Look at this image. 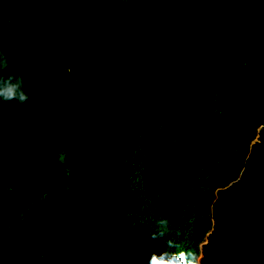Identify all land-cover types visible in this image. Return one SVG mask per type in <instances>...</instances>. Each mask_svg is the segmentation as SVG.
Listing matches in <instances>:
<instances>
[{
    "label": "trees",
    "instance_id": "1",
    "mask_svg": "<svg viewBox=\"0 0 264 264\" xmlns=\"http://www.w3.org/2000/svg\"><path fill=\"white\" fill-rule=\"evenodd\" d=\"M0 44V264H149L161 218L264 264V0H0Z\"/></svg>",
    "mask_w": 264,
    "mask_h": 264
},
{
    "label": "clouds",
    "instance_id": "2",
    "mask_svg": "<svg viewBox=\"0 0 264 264\" xmlns=\"http://www.w3.org/2000/svg\"><path fill=\"white\" fill-rule=\"evenodd\" d=\"M8 67V59L0 44V98L3 102L17 101L24 104L29 99V95L24 91V79L18 75H5L4 70ZM149 239L160 240L165 244L162 253H152L149 264H202L203 257L199 245L195 249L182 248L177 240L171 238L169 221L166 218L157 221V228L151 231Z\"/></svg>",
    "mask_w": 264,
    "mask_h": 264
},
{
    "label": "rangeland",
    "instance_id": "3",
    "mask_svg": "<svg viewBox=\"0 0 264 264\" xmlns=\"http://www.w3.org/2000/svg\"><path fill=\"white\" fill-rule=\"evenodd\" d=\"M257 133H258V132H257ZM257 133H256V134H257Z\"/></svg>",
    "mask_w": 264,
    "mask_h": 264
}]
</instances>
